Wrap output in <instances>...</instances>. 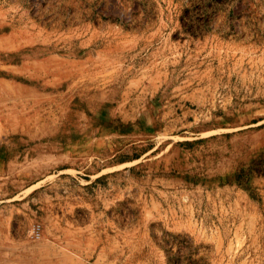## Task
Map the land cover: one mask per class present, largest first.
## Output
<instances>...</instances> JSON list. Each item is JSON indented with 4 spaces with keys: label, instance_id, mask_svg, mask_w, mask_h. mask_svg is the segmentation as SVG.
Masks as SVG:
<instances>
[{
    "label": "rangeland",
    "instance_id": "obj_1",
    "mask_svg": "<svg viewBox=\"0 0 264 264\" xmlns=\"http://www.w3.org/2000/svg\"><path fill=\"white\" fill-rule=\"evenodd\" d=\"M0 264H264V0H0Z\"/></svg>",
    "mask_w": 264,
    "mask_h": 264
}]
</instances>
